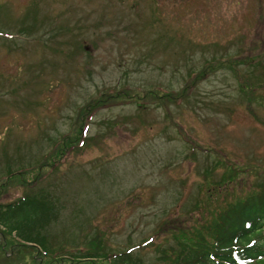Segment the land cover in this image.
Wrapping results in <instances>:
<instances>
[{"label": "rangeland", "instance_id": "374dc122", "mask_svg": "<svg viewBox=\"0 0 264 264\" xmlns=\"http://www.w3.org/2000/svg\"><path fill=\"white\" fill-rule=\"evenodd\" d=\"M263 178L264 0H0V203L49 192L48 257L166 264ZM48 257L0 226V264Z\"/></svg>", "mask_w": 264, "mask_h": 264}, {"label": "trees", "instance_id": "16d2710c", "mask_svg": "<svg viewBox=\"0 0 264 264\" xmlns=\"http://www.w3.org/2000/svg\"><path fill=\"white\" fill-rule=\"evenodd\" d=\"M259 58L260 56L246 59L219 58L213 62H205L197 73L188 75L183 89H191L194 77H203L207 70L215 68L228 70L236 84L241 86L244 76L242 78L238 68L257 64ZM80 110L84 114V123L90 113L91 102L84 104ZM80 130L82 132L83 127ZM60 156L61 154L56 158ZM225 194L227 195H214L215 198L219 196L217 203H221L220 199L224 203L209 221L187 229L183 233L186 239L184 242H179L173 248H164L161 259H165L166 264H264V178L256 184L254 190L233 200L224 201L227 200ZM49 195V192L39 189L25 193L18 199L0 203V226L13 233L20 242L37 245L45 257L50 254L46 244L48 235L40 230L56 215ZM214 199L210 198L212 201ZM206 205L209 206V203ZM64 255L66 256L48 257L46 264H74L71 260L77 262L98 257L107 258L108 264H138V256L130 249L110 254L104 250H78L74 254L68 252Z\"/></svg>", "mask_w": 264, "mask_h": 264}]
</instances>
